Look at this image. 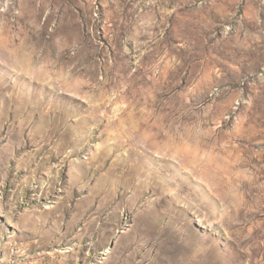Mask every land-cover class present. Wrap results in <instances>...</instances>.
Returning a JSON list of instances; mask_svg holds the SVG:
<instances>
[{"label":"rangeland","instance_id":"obj_1","mask_svg":"<svg viewBox=\"0 0 264 264\" xmlns=\"http://www.w3.org/2000/svg\"><path fill=\"white\" fill-rule=\"evenodd\" d=\"M0 264H264V0H0Z\"/></svg>","mask_w":264,"mask_h":264}]
</instances>
